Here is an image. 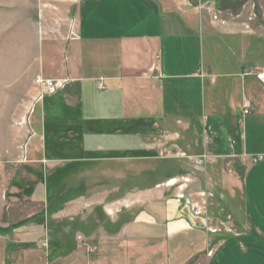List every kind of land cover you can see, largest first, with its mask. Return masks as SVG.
Returning a JSON list of instances; mask_svg holds the SVG:
<instances>
[{
    "label": "crops",
    "instance_id": "obj_1",
    "mask_svg": "<svg viewBox=\"0 0 264 264\" xmlns=\"http://www.w3.org/2000/svg\"><path fill=\"white\" fill-rule=\"evenodd\" d=\"M39 1L66 14L61 74L42 70L66 86L44 98L36 117L28 115L33 136L25 150L39 148L49 170L75 168L64 179L81 178L93 166L100 167L96 181L115 184L72 194L39 219L64 221L65 238L94 247L84 254L76 242L64 264H264V0ZM127 122L135 136L159 129L172 150L184 157L188 149L198 163L230 159L233 173L225 181L240 189L238 212L212 223L207 210L194 216L183 196L173 199L158 182L118 192L119 168L134 160L117 152L136 150L128 136L120 144ZM66 133L72 138L65 140ZM57 175L50 181L59 182Z\"/></svg>",
    "mask_w": 264,
    "mask_h": 264
},
{
    "label": "rangeland",
    "instance_id": "obj_2",
    "mask_svg": "<svg viewBox=\"0 0 264 264\" xmlns=\"http://www.w3.org/2000/svg\"><path fill=\"white\" fill-rule=\"evenodd\" d=\"M49 5L38 0H0L1 226L38 214L46 205L45 192L48 190L62 192L58 193V198H68L79 192L115 186L107 181L104 184L96 181V173L100 167L93 166H88L86 168L88 174L81 178L69 176L68 179H64L67 177L66 173L69 175L76 173L75 168L66 170L64 167H57L49 170L44 162L38 160L39 148L35 149L33 145L30 150V146L24 150L28 136H33L28 125V115L34 113L31 117H36L47 102L43 101L44 98L61 91L59 87L51 92L43 86V82L49 80L47 79L49 77L42 72L45 70V73L48 71L50 74H61L58 66L65 64L66 57L65 40L62 38L66 29V14L62 13L63 10L61 13L57 12ZM51 81L63 84L64 88L66 86L64 81ZM35 95L36 98L33 100ZM57 104L59 106V103ZM76 107L81 109V103L79 102ZM133 126L134 123L127 122V125L123 126L126 132L121 131L129 135L119 136L122 146L128 142V136L136 150L117 152L120 159L132 157L134 160L119 168L121 182L116 185L118 192L122 193L128 188L140 190L158 182L168 196L175 195L173 199L180 201V197L183 196L185 206L193 208L191 213L194 214L196 211L206 217L207 210L212 223L230 220L228 216L231 215L232 209L234 213L238 212L242 205L240 189L230 188L225 181V177L233 173L230 159L225 158L217 162H214V159H202L198 163L200 160L195 161L191 155L192 151L186 149L182 157L180 155L182 152L172 150L170 141L164 143L168 136L161 134L159 129H156L154 134H144L142 133L144 130L139 129L140 132L135 136ZM64 137L65 140L72 138V134L66 133ZM39 139L33 137L32 140L38 142ZM95 140L87 138L90 142ZM191 141L192 136H186V143ZM73 142L75 143V140L72 139L71 143ZM33 151L35 156L32 154ZM80 154L77 152L76 156ZM107 156L106 158H109ZM78 170L80 171V168ZM57 173L59 182H51V178L56 177ZM201 192L204 193L203 197L199 196ZM58 198L52 200L55 202ZM36 223L15 231L10 236H0V264H64L62 258L76 242L84 254L94 252V247L86 240L76 238L73 244L68 238L69 235L65 238L64 234H69V229L64 221L51 222L49 218H43ZM217 228L224 230L220 225ZM219 229L217 237L220 238L222 237L220 234L224 232ZM222 256L223 250L218 251L217 257L223 260ZM205 257H208V253ZM203 264H208V261Z\"/></svg>",
    "mask_w": 264,
    "mask_h": 264
},
{
    "label": "trees",
    "instance_id": "obj_3",
    "mask_svg": "<svg viewBox=\"0 0 264 264\" xmlns=\"http://www.w3.org/2000/svg\"><path fill=\"white\" fill-rule=\"evenodd\" d=\"M57 193L51 192L50 190L47 191V203L46 208L41 213L34 215L32 217H29L23 221H20L14 225H9L7 227H0V235H8L13 230L18 229L20 227L25 226L28 223L37 222L43 215H50L52 213H55L61 205H63L66 201H69L71 198L68 197H62L58 198L55 202L53 201L55 197H57ZM53 199V200H52Z\"/></svg>",
    "mask_w": 264,
    "mask_h": 264
},
{
    "label": "built area",
    "instance_id": "obj_4",
    "mask_svg": "<svg viewBox=\"0 0 264 264\" xmlns=\"http://www.w3.org/2000/svg\"><path fill=\"white\" fill-rule=\"evenodd\" d=\"M213 5L212 4H208V8H209V10H211V12L213 13ZM213 20H217V16H216V14H213ZM43 86L45 87V89L46 90H48V91H51V92H53L54 90H57L59 87L61 88L62 87V85L61 84H58V82H53V81H51V80H45L44 82H43ZM40 97V96H39ZM244 113L246 114L247 113V111H244ZM24 150H25V146H24ZM263 159V156H258V157H256V158H254V162H258V161H261ZM25 161V160H24ZM191 209H193V208H191ZM195 215H199V212H196L195 211V213H194Z\"/></svg>",
    "mask_w": 264,
    "mask_h": 264
}]
</instances>
